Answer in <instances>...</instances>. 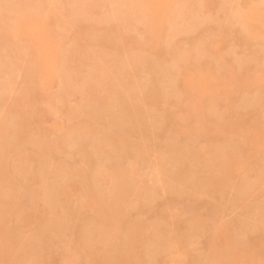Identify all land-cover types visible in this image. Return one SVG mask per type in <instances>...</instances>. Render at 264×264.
Instances as JSON below:
<instances>
[{"label":"rangeland","instance_id":"374dc122","mask_svg":"<svg viewBox=\"0 0 264 264\" xmlns=\"http://www.w3.org/2000/svg\"><path fill=\"white\" fill-rule=\"evenodd\" d=\"M137 1L0 0V264H264V16Z\"/></svg>","mask_w":264,"mask_h":264},{"label":"bare ground","instance_id":"6f19581e","mask_svg":"<svg viewBox=\"0 0 264 264\" xmlns=\"http://www.w3.org/2000/svg\"><path fill=\"white\" fill-rule=\"evenodd\" d=\"M133 1H134V0H133ZM138 1H139V0H138ZM138 1H137V2H138ZM142 1L144 2V4H145V3L147 4L148 13H149V14H148V13H147V14L150 16V18H149V24H147V25H150L151 29H153V28L155 29V27H156V31H157V33H156V32L154 31V29H153V31H154L153 34L155 35V36H153V37H156L157 34H158V30H159V28H158V30H157V24H158V22H161V21H159V19L161 18V17H159V15H161L160 13H162L161 11H162V9H163V7H164V6H163V3L161 2V0H154V1H153V0H151V1H150V0H142ZM152 1H153L154 3H153ZM200 1H201V0H200ZM250 1H251V2H250ZM253 1H254V0H253ZM257 1H260V0H255V2H257ZM263 1H264V0H262L261 3H259V2H257V3H253L252 0H248L247 2H248V3L250 2L249 4L246 3L247 5L245 4V5H243V7L240 6V7H241V9H240V7H239L240 10H238V8H237V15H236V16H237V19H238V21L240 22V24H241V25H242V26L248 31L249 35L257 34L258 31H259V30L257 31V28H250V25H251V24H256V26H258V25L262 22V21H261V17L263 18V16H264V2H263ZM139 2H140V1H139ZM139 2H138V4H139ZM143 2H142V3H143ZM149 2H150V3H149ZM201 2H202V1H201ZM205 2H207V1H205ZM208 2H209V0H208ZM203 3H204V2H203ZM135 4H136V3H135ZM140 4H141V3H140ZM140 4H139V5H140ZM136 5H137V4H136ZM141 5H142V4H141ZM141 5H140V6H141ZM168 5H169V4H168ZM171 6H172V5H171ZM5 7H6V6H5ZM5 7H4V8H5ZM137 7H138V6H137ZM142 7H143V6H142ZM142 7H141V8H142ZM168 8H169V7H168ZM243 8H244V9H243ZM142 9L144 10V8H142ZM7 10H8V9H7ZM163 10H164V9H163ZM174 10H175V9H174ZM125 11H126V10H125ZM170 11H171V10H170ZM4 12H6V11H4ZM4 12H3V13H4ZM123 12H124V11H123ZM168 12H169V11H168ZM234 12H235V11H234ZM6 13H8V11H7ZM9 13H10V12H9ZM14 13H15V12H14ZM171 13H172V12H171ZM235 13H236V12H235ZM4 14H5V13H4ZM145 14H146V11H145ZM147 14H146V15H147ZM163 14H164V13H163ZM163 14H162V15H163ZM165 14H166V13H165ZM168 14H169V13H168ZM173 14H174V13H173ZM2 15H3V14H2ZM7 15H10V14H7ZM166 15H167V14H166ZM0 16H1V15H0ZM3 16H4V15H3ZM164 16H165V15H164ZM170 16H171V15H170ZM170 16H169V17H170ZM157 17H159V19H158ZM259 17H260V20H259ZM3 18H4V17H3ZM14 18H17V17L14 16ZM14 18H13V23H12V21H10L11 24H12V29H13V30H12V29H9V28H8V29H9V30H12V32H20V31H22V30H23V31L26 30V26L29 24V23H28L29 21L27 22L28 24L25 26V24H24L23 21H21V20H19V19H14ZM29 18H30V17H29ZM0 19H1V18H0ZM26 19H27V18H26ZM32 19H33V18H32ZM24 20H25V19H24ZM27 20H28V19H27ZM147 20H148V19H147ZM147 20H146V21H147ZM162 20H163V19H162ZM1 21H2V20H1ZM1 21H0V22H1ZM7 21H8V20H7ZM7 21H6V22H7ZM32 21H33V20H31V22H32ZM4 22H5V21H4ZM6 22H5V25H6ZM10 22H7V24L10 23ZM33 22H34V21H33ZM35 22H36V21H35ZM46 22H48V21H46ZM39 23L41 24L42 22H39ZM43 23H44V22H43ZM147 23H148V22H147ZM161 23H162V22H161ZM32 24H34V23H31V25H32ZM37 24H38V23H37ZM40 24H39V25H40ZM261 24H262V25H261ZM261 24H260V25L263 27V26H264V25H263L264 23H261ZM2 25H4V24H3V21H2L1 27H2ZM5 25H4V26H5ZM8 25H9V24H8ZM29 25H30V24H29ZM39 25H38V26H39ZM41 25L45 26L46 23H45V25H44V24H41ZM41 25H40V26H41ZM260 25H259V26H260ZM33 26H34V25H33ZM35 26H36V25H35ZM35 26H34V27H35ZM43 26H42V27H43ZM50 26H51V25H50ZM8 27H10V25H9ZM148 27H149V26H148ZM160 27H161V26H160ZM4 28H6V26H5ZM28 29H29V28H28ZM40 29H41V28H40ZM146 29H147V28H146ZM14 30H15V31H14ZM33 30H34V29H33ZM30 31H31V30H30ZM40 31H41V30H40ZM147 31H149V30H147ZM150 32H151V31H150ZM256 32H257V33H256ZM21 33H22V32H21ZM43 33H44V32H43ZM148 33H149V32H148ZM116 34H117V33H116ZM150 34H151V33H150ZM117 35H118V34H117ZM120 35H121V33H120ZM40 36H41V35H40ZM121 37H122V35H121ZM117 38H118V36H117ZM119 38H120V36H119ZM119 38H118L117 41L121 40V39H119ZM122 39H123V37H122ZM150 39H152V38H150ZM153 39H154V38H153ZM157 39H158V38H157ZM3 41H4V40H3ZM122 41H123V40H122ZM154 41H155V39H154ZM4 42H5V41H4ZM110 42H111V41H110ZM120 42H121V41H120ZM115 43H116V42H115ZM115 43H113V46H116V45H114ZM118 43H119V42H118ZM6 44L9 45V43H6ZM40 44H41V43H40ZM43 44H44V43H43ZM116 44H117V43H116ZM10 45H11V44H10ZM55 45H56V44H55ZM55 45H54V46H55ZM38 46H40V45L38 44ZM44 46H45V45H44ZM44 46H43V47H44ZM46 47H48V46H46ZM48 48H49V47H48ZM50 48H53V46H51ZM111 48H112V46H111ZM49 50H51V49H49ZM54 50H55V48H54ZM55 51H57V50H55ZM111 51H112V50H111ZM114 51H115V50H114ZM40 52H42V51L40 50ZM43 52H44V51H43ZM52 52H53V51H52ZM49 53H50V52H49ZM49 53H48V54H49ZM43 54H44V53H43ZM50 54H51V53H50ZM37 55H39L38 52H37ZM183 55H184V54H183ZM44 56H45V55H44ZM44 56H43V57H44ZM39 57H40V55H39ZM43 57H42V58H43ZM126 58H127V57H126ZM34 59H35V58H34ZM39 60H40V58H39ZM126 60H128V58H127ZM41 61H42V60H41ZM33 63H34V60H33ZM34 66H36V65L34 64ZM37 66H39V63L37 64ZM35 68H36V67H35ZM207 68H208V67H207ZM33 71H35V70H33ZM101 71H102V70H101ZM102 72H103V71H102ZM102 72H101V73H102ZM35 73H36V72H35ZM101 73H100V75H101ZM36 75H37V74H36ZM34 76H35V75H34ZM182 76H183V75H182ZM184 76H185V75H184ZM205 76H206V74H204V73H203V74H202V73H199V74L197 73L196 75H189V76L187 77V79H186V76H185V77H184V79H185V80H184V81H185L184 84H185V86H186V85H187V86H188V85H189V86L192 85L191 87H194L195 89H203L204 86L206 85V82H207V78H206ZM225 76H226V75H225ZM231 76H232V75H231ZM260 76H261V75H260ZM232 77H233V76H232ZM227 78H228V77H227ZM227 78H226V79H227ZM257 78L260 79V78H259V74L257 75ZM232 79H233V78H232ZM232 79H231V80H232ZM258 79H257V80H258ZM211 80H212V79H211ZM211 80L208 81L209 84H210V81H211ZM227 80H228V79H227ZM231 80H230V81H231ZM257 80H256V81H257ZM184 81H183V82H184ZM211 83H212V82H211ZM213 83H214V82H213ZM253 84H255V83L253 82ZM184 88H185V87H184ZM143 98H144V97H143ZM141 102H142V101H141ZM146 102H147V101H146ZM149 102H150V101H149ZM142 103H143V102H142ZM152 103H153V102H152ZM152 103H151V104H152ZM21 123H22V121H21ZM21 123H20V124H21ZM21 125H22V124H21ZM23 126H24V124H23ZM23 126H22V127H23ZM19 127H20V126H19ZM258 127H260V125H259ZM262 127H263V126H262ZM256 129H258V128H256ZM256 129H252V130H255L254 133L257 131ZM261 129H262V128H261ZM261 129H260V131H261ZM258 131H259V129H258ZM251 132H252V131L248 132V134L251 133ZM262 132H263V131H262ZM252 133H253V132H252ZM256 133H257V132H256ZM248 134H247V135H248ZM261 134H262V136H261ZM261 134H260V136L263 137L264 133H261ZM249 136H250V134H249ZM252 136H253V135H252ZM255 136L260 138V136L257 135V134H256ZM253 137H254V136H253ZM248 138H249V137H248ZM251 139H252V137H251ZM251 139H250V140H251ZM256 139H257L258 142H260V144H261V143H262L261 141H262L264 138H263L262 140H261V139L259 140L258 138H256ZM256 139H255V140H256ZM252 140H253V139H252ZM251 142L253 143V141H251ZM255 142H257V141H254L253 146H254V145L256 146ZM258 142H257V145L259 146V143H258ZM263 143H264V141H263ZM263 143H262V144H263ZM248 144H249V143H248ZM262 144H261V145H262ZM7 147H8V146H7ZM250 147H251V145H250ZM223 150H224V149H223ZM217 152H218V149H217ZM227 152H228V151H227ZM231 152H233V151H231ZM221 153H222V152H221ZM216 154H217V153H216ZM219 155H220V154H219ZM221 155H222V154H221ZM223 155H224V154H223ZM228 155H229V153H228ZM231 155H232V154H231ZM231 155H229V157L226 156L225 158H226V159H228V158L230 159V157H231V160H233V158L236 159V157H234V156H236V154H234V152H233V155H232V156H231ZM216 156H217V155H216ZM232 157H233V158H232ZM220 158L222 159V157H220ZM223 158H224V157H223ZM229 159H228V161L222 159L223 162L225 163V165L223 164L222 166L220 165L221 163L219 162V163H220L219 165L221 166V169L223 168V166H225V168H228V169H229V167L231 166V164H233V163H230ZM237 160H238V159H237ZM237 160H235V161H237ZM220 161H221V160H220ZM225 161H226L227 163L229 162L230 165L226 164ZM231 162H232V161H231ZM233 162H234V160H233ZM238 162H239V161H238ZM239 163H240V162H239ZM239 163H236V164L238 165ZM232 166H233V165H232ZM232 166L230 167V169L232 168ZM233 167H234V166H233ZM225 168H223V169H225ZM228 169H226V171L224 170L223 172H225L226 174L229 173V172H230V171H229L230 169H229V170H228ZM232 169L235 170L236 168H235V169L232 168ZM232 169H231V170H232ZM220 171H221V170H220ZM227 171H229V172H227ZM46 172H47V171H46ZM217 172H218V171H217ZM44 173H45V172H44ZM1 174H2V173H1ZM46 174H47V173H46ZM101 174H102V173H101ZM119 174H120V173H119ZM47 175H48V174H47ZM104 175H105V174H104ZM223 175H225V174H223ZM227 175H229V174H227ZM227 175H226V176H227ZM0 176H2V175H0ZM45 176H46V175L44 174V177H45ZM48 176H49V175H48ZM118 176H119V175H118ZM104 177H105V176H104ZM106 177H107V176H106ZM46 178H47V177H46ZM159 179H160V178H159ZM159 179H158V180H159ZM46 180H47V179H46ZM3 183H4V182H3ZM8 183H9V182H8ZM159 183H160V182H159ZM6 184H7V183H6ZM67 185H68V184H67ZM68 186H69V185H68ZM160 186H161V185H160ZM9 187H10V185H9ZM10 188H11V187H10ZM70 188H72V187H70ZM45 189H47V188H45ZM71 190H72V189H71ZM152 190H154V189L152 188ZM152 190H150V192H151ZM45 191H46V190H45ZM146 192H147V191H146ZM39 193H40V192H39ZM42 193H43V192H42ZM47 193H48V192H47ZM40 196H41V193H40ZM41 197H42V196H41ZM90 199H92V198H90ZM90 199H89V200H90ZM8 200H9V199H8ZM8 200H7V201H8ZM84 200H85V199H84ZM91 201H92V200H91ZM86 202H88V201L86 200ZM89 202H90V201H89ZM92 202H94V200H93ZM10 203H12V202H10ZM10 203H9V204H10ZM6 204H8V203H6ZM6 204H5V205H6ZM90 204H92V203H91V202H90L89 204L87 203V205H90ZM94 204H95V203H94ZM117 204H118V203H116V205H117ZM96 205H97V204H96ZM91 206H93V205H91ZM91 206H90V207H91ZM8 207H10V206H8ZM113 207H114V205L112 206V209H113ZM114 208L116 209L117 207H114ZM118 209H119V208H118ZM116 210H117V209H116ZM101 211H102V210H101ZM108 211H109V210H108ZM103 212H105V211H103ZM112 212H114V213H112ZM115 212H116L115 210H112L110 214H112V216H114V217H116V216H118V214H120V213H118V212H120V211H118V212H116V213H115ZM99 213H100V212H99ZM107 213H108V212H107ZM103 214H104V215H103ZM103 214H102V216L104 217V216H105V213H103ZM98 215H100V214H98ZM108 215H109V214H108ZM27 216H28V214H27ZM57 216H60V214H58ZM106 216H107V215H106ZM121 216H122V215H121ZM121 216H120V217H121ZM98 217H100V216H98ZM109 217H110V216L107 217L108 220L110 219ZM118 217H119V216H118ZM118 217H117L116 219H119ZM25 218H26V217H25ZM56 218H57V217H55V220H56ZM61 218H62V217H61ZM61 218H60V220H61ZM101 218H102V217H100V219H101ZM97 219H98V218H97ZM113 219H115V218H113ZM23 220H25V219H23ZM23 220H22V221H23ZM102 220H103V219H102ZM58 221H59V219H57L56 223H58ZM61 221H62V220H61ZM99 221H100V220H99ZM99 221H97V223H99ZM103 221H104V220H103ZM103 221H102V222L100 221V222H101V224H100V226H101L100 229H102V227L104 226L105 228L103 227L104 230H103V229H102V230H103L104 232H105V230H106L105 233H107V232L109 233V230H110V229H113V228H114V230H112V231H115L116 224H115V226H114V222H116V220L114 221V220H112V218H111L110 221H108V223L105 222L106 225H104L105 223H104ZM117 221H118V220H117ZM25 222H26V221H25ZM59 222H60V221H59ZM112 222H113V223H112ZM119 222L121 223V219H120ZM23 223H24V222H23ZM28 223H29V222H28ZM103 223H104V224H103ZM58 224H59V223H58ZM58 224H57V225H58ZM107 224H109V225L111 224L113 228H112L111 226L107 225ZM54 225H55V224H54ZM102 225H103V226H102ZM107 226H108V228H107ZM133 226H134V225H133ZM56 227H57V226L54 227L55 230L58 229L59 226H58L57 228H56ZM110 227H111V228H110ZM117 228H118V227H117ZM107 229H108V230H107ZM55 230H54V231H55ZM103 231H102V232H103ZM102 232L100 231V233H102ZM218 232H219V231H218ZM110 233L112 234L111 230H110ZM218 234L220 235V233H217V238H218V236H219ZM128 235H129V233L127 234L126 237H128ZM131 235H132V234H131ZM131 235H130V236H131ZM224 235H225V234H224ZM109 236H110V234H109ZM131 237H132V236H131ZM224 237H225V236H224ZM133 238H134V237H133ZM133 238H132V239L130 238V239H131V240H130L129 237H128V241L130 240V241L128 242V244H129L130 247H132L133 244H135V243L137 242V241H136L135 243H133V241H132ZM137 238H138V237L136 236V239H137ZM126 241H127V238H126ZM126 241H125V242H126ZM131 241H132V242H131ZM130 243H131V245H130ZM125 244H126V243H125ZM128 244H127V245H128ZM129 246H128V248H127L126 251H128V250H129V251L133 250V249H131ZM135 246H136V245H134L133 247H135ZM126 247H127V246H126ZM122 252H123V251H122ZM132 252H134V251H132ZM132 252H127V253H126V256H127L128 253L132 254ZM219 252H221V251H219ZM236 252H237V251H236ZM5 253H6V252H5ZM136 253L138 254L139 251H138V252L136 251ZM136 253L134 252V255H136ZM95 254H96V253H95ZM97 254H98V253H97ZM123 254H124V253H123ZM219 254H220V253H219ZM224 254H225V253H224ZM234 254H237V253H233V256H234ZM239 254H240V253H239ZM101 255H102V253L100 254V256H101ZM112 255H113V254H112ZM121 255H122V254H121ZM124 255H125V254H124ZM138 255H139V254H138ZM221 255H222V254H221ZM93 256H94V254H93ZM95 256H99V255H95ZM126 256H122V257H121V256H117V258L120 257L121 261H122V260H123V261H126V260H124V258L126 259ZM128 256H129V255H128ZM132 256H133V255H132ZM219 256H220V255H219ZM222 256H224V255H222ZM228 256H229V255H228ZM236 256H238V255H236ZM108 257L111 258L112 256H108ZM130 257H131V256H130ZM135 257H136V256H135ZM230 257H231V256H230ZM234 257H235V256H234ZM234 257L232 258V260H234ZM103 258H104V257H103ZM103 258H101V261L98 260L99 263H102V262H103V264H105V263L107 264V262H108V264H111V263L114 262L113 264H116V262H117L118 260H119V261L117 262L118 264H122V263H124V262L121 263V262H120V259H117V258H116V253H115V257H114V258L112 257V259L106 260V259H107V256H106V259H105V258L103 259ZM240 258H241V256H240ZM102 259H103V260H102ZM115 259H116V261H115ZM133 259H135V258H133ZM222 259H223V258H222ZM226 259H227V258H226ZM235 259H236V261H238V260H237V257H235ZM127 260H128V259H127ZM224 260H225V259H223V261H224ZM227 260H228V259H227ZM3 261H4V260H3ZM11 261H12V260H11ZM11 261H10V262H11ZM104 261H105V262H104ZM110 261H112V262L110 263ZM229 261H230V260H229ZM236 261L234 260L233 263H235ZM239 261H240V260H239ZM10 262H9V263H10ZM66 263L68 264V262H66ZM10 264H11V263H10ZM223 264H224V262H223Z\"/></svg>","mask_w":264,"mask_h":264}]
</instances>
